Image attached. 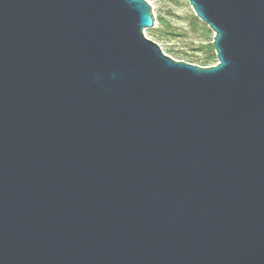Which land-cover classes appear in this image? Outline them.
Returning <instances> with one entry per match:
<instances>
[{
  "label": "water",
  "instance_id": "95a60500",
  "mask_svg": "<svg viewBox=\"0 0 264 264\" xmlns=\"http://www.w3.org/2000/svg\"><path fill=\"white\" fill-rule=\"evenodd\" d=\"M0 0V264H264V0Z\"/></svg>",
  "mask_w": 264,
  "mask_h": 264
},
{
  "label": "rangeland",
  "instance_id": "374dc122",
  "mask_svg": "<svg viewBox=\"0 0 264 264\" xmlns=\"http://www.w3.org/2000/svg\"><path fill=\"white\" fill-rule=\"evenodd\" d=\"M146 1L154 18V25L149 30L159 29L165 33L154 37L147 29L145 36L157 43L162 52L174 60L202 66L198 60L206 56L204 46L212 44L215 33L195 15L188 0ZM218 62L215 60L211 66Z\"/></svg>",
  "mask_w": 264,
  "mask_h": 264
},
{
  "label": "trees",
  "instance_id": "16d2710c",
  "mask_svg": "<svg viewBox=\"0 0 264 264\" xmlns=\"http://www.w3.org/2000/svg\"><path fill=\"white\" fill-rule=\"evenodd\" d=\"M196 18V17H195ZM194 18V19H195ZM197 19V18H196ZM149 30V29H148ZM155 31V32H154ZM158 31H160V33H158ZM148 33L151 35V36H154V37H159L161 35V33H165L163 32L162 30H149ZM167 34V33H166ZM204 49H205V52L207 53L206 56L204 58H201L200 60H198L200 62V64L202 66H211L215 60H217V56H216V51H215V48L213 46V43L212 44H206L204 46Z\"/></svg>",
  "mask_w": 264,
  "mask_h": 264
}]
</instances>
